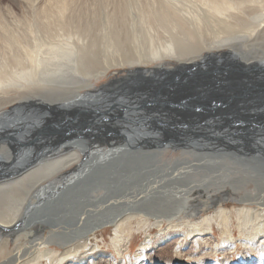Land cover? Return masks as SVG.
<instances>
[{
    "label": "bare ground",
    "instance_id": "bare-ground-1",
    "mask_svg": "<svg viewBox=\"0 0 264 264\" xmlns=\"http://www.w3.org/2000/svg\"><path fill=\"white\" fill-rule=\"evenodd\" d=\"M22 1L0 9V264H234L211 257L237 227L264 247V0Z\"/></svg>",
    "mask_w": 264,
    "mask_h": 264
},
{
    "label": "rangeland",
    "instance_id": "rangeland-1",
    "mask_svg": "<svg viewBox=\"0 0 264 264\" xmlns=\"http://www.w3.org/2000/svg\"><path fill=\"white\" fill-rule=\"evenodd\" d=\"M39 1H41V0H39ZM22 2V3H21ZM26 8H27V6H26V4H25V2H23L22 0H0V9H1V12H2V16L4 17V19H7L8 21H9V19L11 18V20L13 21L15 18H17V16H18V18H19V16L20 17H26L27 16V11H26ZM9 18V19H8ZM10 20V21H11ZM140 25V22L138 21L137 22V26H139ZM191 83V82H190ZM153 98H152V102L150 101H148L149 102V104H147V106H150V104L152 105L153 104V102H155V98L156 99H158V97L157 96H155V95H153L152 96ZM183 101L184 100H181L180 101V103L182 102L183 103ZM185 103H186V101H185ZM185 103H183V104H185ZM144 104V102L143 103H140V105H139V107H143V106H146V105H143ZM199 104V103H198ZM207 107V106H206ZM66 197V196H65ZM65 197H63V198H65ZM198 198V197H197ZM194 203H196V202H194ZM236 202H234V201H231V200H229V201H227L226 202V205H227V207H229V208H233L234 207V204H235ZM197 204V203H196ZM22 229V228H21ZM239 228L237 227V228H235V237L234 238H232L231 240H230V244L229 243H227V244H229V245H227L226 246V252H225V254L226 255H223L224 253H218V254H216L215 255V257H211V259H214V260H220V259H223V257H225V256H228V255H231L232 256V261L231 262H234V264H242L243 262H242V260H249V259H256V258H260L261 256H263L264 257V247L262 246V245H258V244H256V242L254 241V239H251V237H245V231H241V229L240 230H238ZM248 229L246 228V231H247ZM221 231V229L220 228H218L217 229V237H218V239H219V242H221L222 241V231ZM159 232V230H158V228H154L153 229V233H152V236H154L155 234H157ZM244 233V234H243ZM113 234H114V231H112V230H110V231H108V232H106V234H104V238H105V240H102V238L100 237L99 239H97L98 241H99V243H101L102 244V246L104 245L105 247V249H108V248H113L111 245V239H112V236H113ZM134 234H135V240L133 241V244H132V247H131V249L133 250V256H134V260L135 261H137V259H136V250H137V248H138V245L142 242V240H145L146 238H147V230L145 229V228H138V229H135L134 230ZM147 235V236H146ZM221 236V237H220ZM249 238V239H248ZM236 239V240H235ZM245 239V240H244ZM234 241H236V242H234ZM246 241V242H245ZM252 241V243H251V246H250V242ZM253 241H254V244H253ZM231 242L233 243V244H231ZM248 242V243H247ZM247 243V244H246ZM171 244H172V246H171ZM170 244V251H171V248H173V246L175 245V243H171ZM236 245V246H235ZM245 245V246H244ZM246 245H248V246H246ZM190 246H192L191 248H194V244H190ZM189 245H188V247H190ZM237 247V248H236ZM245 247H246V249H245ZM259 247V248H258ZM229 249H231V251L229 250ZM260 249V250H259ZM262 250V251H261ZM209 251H211V254H212V248H211V246L208 248V250H207V252H206V254H210V252ZM233 251V252H232ZM246 251L248 252V253H246ZM232 252V253H231ZM246 253V254H245ZM252 253V254H251ZM261 255V256H260ZM208 256V255H207ZM252 256V257H251ZM230 257V256H229ZM255 257V258H254ZM191 258L193 259V256H191ZM208 259V258H207ZM170 260H176V259H174L173 258V255L171 256V258H170ZM176 261H181V262H192L191 261V259L190 260H188V259H185V258H181L180 260H176ZM223 261V260H222ZM242 262V263H241Z\"/></svg>",
    "mask_w": 264,
    "mask_h": 264
},
{
    "label": "water",
    "instance_id": "water-1",
    "mask_svg": "<svg viewBox=\"0 0 264 264\" xmlns=\"http://www.w3.org/2000/svg\"><path fill=\"white\" fill-rule=\"evenodd\" d=\"M164 87V86H163ZM158 97V96H157ZM152 98L153 97H150L149 98V100L148 101H152ZM159 99V98H158ZM158 99H155V102L153 103V104H155L156 102H158ZM146 102V100L144 101V104L143 105H147L149 102ZM174 102V100H172L171 102H167V104H169V105H171V106H176L175 105V103H173ZM186 102H187V100H186ZM183 104H180L179 106H182ZM144 107H147V106H143V107H141V108H144ZM199 109V108H198ZM205 109H210V106H207V107H205ZM99 118H101V119H103L104 120V118H107V117H99ZM98 118V119H99ZM148 118V117H147ZM152 131V130H151Z\"/></svg>",
    "mask_w": 264,
    "mask_h": 264
}]
</instances>
